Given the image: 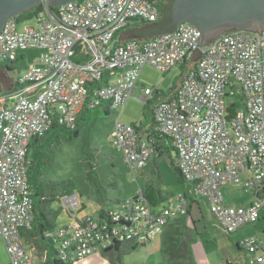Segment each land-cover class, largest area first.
Returning a JSON list of instances; mask_svg holds the SVG:
<instances>
[{
    "label": "built area",
    "instance_id": "obj_1",
    "mask_svg": "<svg viewBox=\"0 0 264 264\" xmlns=\"http://www.w3.org/2000/svg\"><path fill=\"white\" fill-rule=\"evenodd\" d=\"M159 0H77L53 6L42 0L36 24L18 30L9 18L0 32V62L19 60L22 51L43 49L42 65L25 67L16 88L0 102V234L12 264H35L21 230L32 227L34 190L27 160L32 138L54 122L74 128L86 106L110 103L124 108L135 97L142 69L163 72L192 64L173 95L154 107L161 133L172 138L178 167L193 186L162 207L151 204L142 187L106 218L85 215L52 233L59 257L83 259L128 240L146 244L172 218L186 215L204 197L226 232L256 223L264 208V29L232 30L208 44L193 24L149 39L118 42L117 33L133 19L155 21ZM77 57L78 60H75ZM111 80H113L111 82ZM147 101L154 89L142 88ZM238 99L241 105L238 103ZM112 143L133 171L146 167L154 152L149 138L132 124L116 122ZM252 192L247 205L226 202L225 185ZM195 196V197H194ZM78 195L69 196L73 206ZM247 264H264V240H242Z\"/></svg>",
    "mask_w": 264,
    "mask_h": 264
},
{
    "label": "rangeland",
    "instance_id": "obj_2",
    "mask_svg": "<svg viewBox=\"0 0 264 264\" xmlns=\"http://www.w3.org/2000/svg\"><path fill=\"white\" fill-rule=\"evenodd\" d=\"M20 15L16 16L18 17V30L37 22V14L26 17ZM21 54L23 57L20 63L16 62L12 69L4 73L7 81L2 85L0 97L6 96L2 93L9 91L8 85L15 83L20 72L24 70L23 63L26 67L34 64L42 65L40 58L44 56L45 51L27 49ZM187 71V63L178 64L166 72L147 65L141 71L135 91L136 96L131 97L123 109L111 107L109 113H105L103 107L100 106L102 113L94 121L93 127L89 128L88 124H80L78 135L75 137H70L73 130L65 126L47 134L42 145L47 153L53 151V158L52 165L43 170L42 177L59 183L61 196L53 203V207L59 209L58 216L54 217L56 225L63 226L72 220L67 214L68 208L75 210V214L80 217L90 214L98 216L101 206L99 196L103 197V204L113 209L119 202L132 197L134 191L144 187L147 183L158 186L166 198L159 204V207L169 201H175L181 195H186L187 203L190 205L194 194L193 186L181 179L167 154L152 156L146 167L133 171L125 161L122 152L112 143L117 121L139 125L142 122L145 123L147 118L150 119L151 114L145 115L144 113L147 102L142 100V88H153L154 93L149 96V99L156 102L159 99L156 94L168 93L180 83ZM1 72V79H4V74ZM6 101L10 105L11 102L8 99ZM238 103L241 105L239 99ZM58 132L61 133L59 141L55 138ZM42 156L41 150L30 147L29 157L34 161L35 167L40 165ZM171 157L175 159V151ZM89 171L92 176L89 175ZM223 192L226 202L234 205H247L253 199V193L245 191L240 185H225ZM72 195H78L77 206H73L68 199ZM192 216L196 221L198 232L193 246L197 262L200 261L201 256L210 264L222 263L228 259L235 264H246L248 253L244 246L238 249L237 243L241 244L243 239L251 236H258L264 240V208L261 211V218L256 223L246 225L232 233L226 232L220 226L204 197L200 198L199 203H194ZM162 249V232H158L150 242L139 244L134 249L123 243L120 253L111 251L106 254L103 251H96L73 262L74 264H170L169 258L164 255ZM29 250L33 252L30 245ZM11 261L6 240L0 234V264H12ZM35 264L52 263L47 262L46 258L42 260L37 255Z\"/></svg>",
    "mask_w": 264,
    "mask_h": 264
},
{
    "label": "trees",
    "instance_id": "obj_3",
    "mask_svg": "<svg viewBox=\"0 0 264 264\" xmlns=\"http://www.w3.org/2000/svg\"><path fill=\"white\" fill-rule=\"evenodd\" d=\"M173 3L174 0H159L157 3L159 9V17L157 20L148 21L144 19L135 18L132 20L130 24H128L121 31H119V33H117V36L120 35L121 37L124 38L143 40V39H149L159 34L164 28H167L168 30L174 29L177 25H173V26L170 25L173 20L172 19ZM41 9L42 6L40 5L36 8H33L31 11L21 14L20 16L26 17L32 14H38V12ZM20 59L15 62H12L13 63L12 66L9 63L7 64L0 62V71H2L1 73L4 74L6 70L12 69V67L16 62L20 63L21 61ZM74 59L78 60L77 57H74ZM23 66L26 67L24 63ZM191 67L192 64H188V71L191 69ZM0 80H1L0 81V87H1L0 91H1L2 85L4 84V82L7 81L5 78V74H4V79H1L0 76ZM15 85L14 83L8 85L9 91L7 93H2V95L4 94L7 95L13 90H15L16 88ZM178 85L173 87L168 93L165 92H162L160 94L157 93L156 95L159 96V99L157 101L171 98V96L173 95L172 93L176 90ZM157 101L154 102L151 101V99H148L146 101L147 105L145 106L144 113L145 115H147V113L148 114L150 113L151 114L150 119L147 118V121H145V123L142 122L139 125L138 124H132V125L139 132L141 131L145 132L149 140H151L154 146V152L152 156H157V155L163 156L167 154L170 157L176 172L179 173L181 179L185 180L181 175L178 167L177 150L173 145L172 138L161 133L158 129V124L155 120V115H154V107ZM2 105L5 106L7 104L6 102H4L2 103ZM100 106L103 107V111L105 113H109V109L112 107L110 103L107 102L97 105L95 107L86 106L85 108H83L77 119V123L75 127L71 128V130H73V134H70V137H75L78 135L79 132L78 126L80 124L83 125L88 124L89 128L93 127L94 121L98 118V115L102 113V111L99 109ZM59 127H61V125L54 122L45 135L41 137H34L31 139L29 143L28 152H27V160L29 161L28 176H29V181L32 184L34 190V195H33L34 218L32 222V227L30 229L25 228L21 230V233L24 239L26 240L28 248L30 245V248L33 250V253L35 254L36 257L37 255H39L42 260L46 258L47 262L50 261L52 264H74L73 260L64 261L60 259L59 250L56 248L57 241L56 238L52 235V233H54L58 229V227H60L59 225H56V223L54 222V217L58 216L59 209L53 207V203L58 199L59 196H61L59 192V183L52 180H47L42 177L43 170L48 169V167L52 165V158H53L52 157L53 151L47 153V151L43 149V145H42L43 140L47 137V134L49 132L51 131L55 132V130L58 129ZM60 134L61 133L58 132V134L55 136L57 141L60 140L61 137ZM31 146H33L36 150H41L43 153V156L40 161V165H38L37 167L34 166V161L29 157V151ZM174 151L176 154L175 159L171 157ZM89 172H90L89 175L92 176L91 171ZM142 189L144 191L147 200L153 205H159L161 202H163V200L166 199L164 198L160 188L155 184L147 183L145 184L144 187H142ZM135 192L136 191H134V193ZM102 198H103L102 196L98 197V200L101 203L98 216L101 219H104L106 218L107 215L106 210L112 208L108 207L106 204H103ZM122 202L123 201L119 202L116 208H118ZM194 203H198V202H194ZM189 209L190 211L186 215L178 216L169 220V222L164 226V229L162 231V239H163L162 251L164 255L167 258H169L170 264H199L195 260L194 248H193L194 243L196 242V234L198 232L196 231L197 230L196 221L192 216L191 208L189 207ZM67 214L69 215L70 218L74 217V215L77 216L75 214V210L71 208H68ZM90 216H92V214H90ZM123 243H126V245L132 249H134L137 245H139V243L135 244L128 240L117 241L112 247L103 250V252L106 254L111 251L115 253L117 252L120 253L121 245ZM241 246L242 244L237 243L238 249H241ZM224 264H232V262L227 260L225 261Z\"/></svg>",
    "mask_w": 264,
    "mask_h": 264
},
{
    "label": "water",
    "instance_id": "obj_4",
    "mask_svg": "<svg viewBox=\"0 0 264 264\" xmlns=\"http://www.w3.org/2000/svg\"><path fill=\"white\" fill-rule=\"evenodd\" d=\"M75 0H49L59 6ZM42 0H0V32L9 18L40 6ZM173 25L190 23L202 33V43L208 44L229 30L264 29V0H174L172 5ZM177 26L164 28L159 34L173 32ZM155 35V36H157ZM11 65V63H10Z\"/></svg>",
    "mask_w": 264,
    "mask_h": 264
},
{
    "label": "crops",
    "instance_id": "obj_5",
    "mask_svg": "<svg viewBox=\"0 0 264 264\" xmlns=\"http://www.w3.org/2000/svg\"><path fill=\"white\" fill-rule=\"evenodd\" d=\"M75 1H77V0H75ZM127 39H130V38H124V37H121L120 35L119 36H117V40H118V42H123V41H126ZM12 66V65H11ZM7 71V70H6ZM14 85H15V83H14ZM16 86V85H15ZM2 90V89H1ZM5 95V94H4ZM2 96V95H1ZM4 102H6V104H7V101H3L2 103H4ZM2 103L0 104V106H2ZM141 133L143 134V135H145V136H147V134L145 133V132H143V131H141ZM253 199H254V196H253ZM252 199V200H253ZM251 200V201H252ZM250 201V202H251ZM249 202V203H250ZM190 208H191V211H192V208H193V206H190ZM150 242V241H149ZM147 244V243H146ZM229 260V259H228ZM230 262H232V264H235L233 261H231V260H229ZM199 264H210V263H207V261H204L203 259H202V257L200 256V261L198 262ZM225 263V261L224 262H222V263H218V264H224ZM247 264V263H246Z\"/></svg>",
    "mask_w": 264,
    "mask_h": 264
}]
</instances>
